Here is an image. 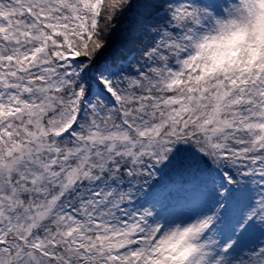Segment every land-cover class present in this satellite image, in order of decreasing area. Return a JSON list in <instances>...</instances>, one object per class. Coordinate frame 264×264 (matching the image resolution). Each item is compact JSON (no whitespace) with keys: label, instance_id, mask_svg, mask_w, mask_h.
<instances>
[{"label":"snow or ice","instance_id":"1","mask_svg":"<svg viewBox=\"0 0 264 264\" xmlns=\"http://www.w3.org/2000/svg\"><path fill=\"white\" fill-rule=\"evenodd\" d=\"M0 264H264V0H0Z\"/></svg>","mask_w":264,"mask_h":264}]
</instances>
